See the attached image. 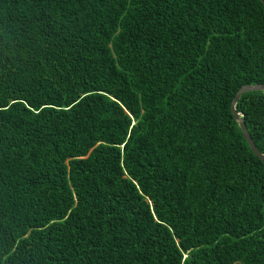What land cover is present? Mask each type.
I'll use <instances>...</instances> for the list:
<instances>
[{
	"label": "trees",
	"instance_id": "16d2710c",
	"mask_svg": "<svg viewBox=\"0 0 264 264\" xmlns=\"http://www.w3.org/2000/svg\"><path fill=\"white\" fill-rule=\"evenodd\" d=\"M253 85L260 0H0V264H264Z\"/></svg>",
	"mask_w": 264,
	"mask_h": 264
},
{
	"label": "water",
	"instance_id": "95a60500",
	"mask_svg": "<svg viewBox=\"0 0 264 264\" xmlns=\"http://www.w3.org/2000/svg\"><path fill=\"white\" fill-rule=\"evenodd\" d=\"M260 2L263 4L264 6V0H260ZM249 92H264V85H253V86H245L242 87L236 94V96L234 97L233 101H232V105H231V111L233 114L234 119L240 124L241 127V131L242 134L246 140V142L248 143L252 153L258 157L262 162H264V155H262L258 149L256 148V146L254 145V143L252 142V139L246 129L245 126V122L243 119V115H240L239 113H237L235 111V105L237 103V101L239 100V98L244 94V93H249Z\"/></svg>",
	"mask_w": 264,
	"mask_h": 264
}]
</instances>
